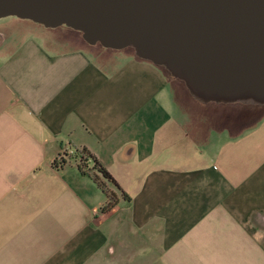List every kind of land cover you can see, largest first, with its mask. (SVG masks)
Segmentation results:
<instances>
[{"label":"crops","instance_id":"obj_1","mask_svg":"<svg viewBox=\"0 0 264 264\" xmlns=\"http://www.w3.org/2000/svg\"><path fill=\"white\" fill-rule=\"evenodd\" d=\"M69 40L0 51V264H264V112L216 124L161 67ZM82 148L127 196L106 213L53 166Z\"/></svg>","mask_w":264,"mask_h":264},{"label":"water","instance_id":"obj_2","mask_svg":"<svg viewBox=\"0 0 264 264\" xmlns=\"http://www.w3.org/2000/svg\"><path fill=\"white\" fill-rule=\"evenodd\" d=\"M131 49L201 103L264 106V0H0V19Z\"/></svg>","mask_w":264,"mask_h":264},{"label":"rangeland","instance_id":"obj_3","mask_svg":"<svg viewBox=\"0 0 264 264\" xmlns=\"http://www.w3.org/2000/svg\"><path fill=\"white\" fill-rule=\"evenodd\" d=\"M68 35H71L73 37H70ZM69 37V38H67ZM28 38H34L37 39L38 42H40L46 49L48 50H56V51H64L65 48L63 45H70L73 44V42L69 39H74L75 42L79 41V44L82 46H85L88 50L89 48H92L93 54L92 57L102 66H106V68H113L116 67L118 64L122 63L126 60V57L129 55H133V51L129 48L123 49V50H109L105 49L99 44H96L94 46H90L87 43L84 42V40L81 38V35L79 32L71 30L65 26L57 27L55 29H47L43 26L33 23L28 20H21L15 17H6L0 19V40L3 42L0 44V51L3 52H10L15 50L17 47H19L20 44L25 39ZM77 38V39H76ZM176 85L181 89V91H185V86L182 82L176 80ZM217 107L216 104H208V119L210 120L213 116L214 119H217L218 122L216 124L225 123L224 122V116H230L232 118V115L234 113L235 108L243 109L242 111H235V115H247L249 113L250 116H256L260 113L264 112V106H246L241 104H229L226 107L222 106ZM224 108H229L224 109ZM254 113V114H253ZM253 114V115H252ZM254 116V117H255ZM238 117V116H236ZM223 119V121H222ZM212 120V119H211ZM215 121V120H214ZM222 121V122H219ZM226 125V124H222ZM209 127L210 124L208 123ZM79 159V157H77ZM88 164H91V161L88 162Z\"/></svg>","mask_w":264,"mask_h":264},{"label":"trees","instance_id":"obj_4","mask_svg":"<svg viewBox=\"0 0 264 264\" xmlns=\"http://www.w3.org/2000/svg\"><path fill=\"white\" fill-rule=\"evenodd\" d=\"M73 157L80 173L88 175L105 194L106 202L100 208L102 213L108 212L118 203V197L116 193L110 189L108 185L114 187V189H117L120 192L122 198L127 197L126 194L120 190L112 176L98 162V160L84 148L75 151L72 155H63L58 161H54L53 166L57 169L62 168L65 166L67 161ZM77 157H79V159ZM89 161H91V164H88Z\"/></svg>","mask_w":264,"mask_h":264},{"label":"built area","instance_id":"obj_5","mask_svg":"<svg viewBox=\"0 0 264 264\" xmlns=\"http://www.w3.org/2000/svg\"><path fill=\"white\" fill-rule=\"evenodd\" d=\"M72 153H73L72 151L71 152H68L67 149H63L61 151V153L59 154L58 158L55 161H58L63 155H69V154H72Z\"/></svg>","mask_w":264,"mask_h":264}]
</instances>
